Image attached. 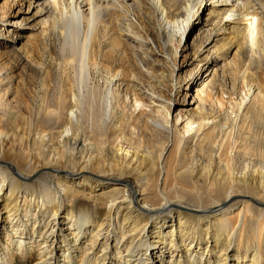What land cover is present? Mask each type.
Returning a JSON list of instances; mask_svg holds the SVG:
<instances>
[{
	"label": "bare ground",
	"instance_id": "1",
	"mask_svg": "<svg viewBox=\"0 0 264 264\" xmlns=\"http://www.w3.org/2000/svg\"><path fill=\"white\" fill-rule=\"evenodd\" d=\"M60 1L28 0L34 16L46 15L43 33L59 43L57 50H35V65L16 52L38 79L27 75V88L10 98L13 87L0 68V264H16V255L34 264H264V78L238 70L241 97L228 106L217 99V115L202 114L200 106L180 114L184 131L172 137L132 115L151 99L167 108L163 88L171 94L178 85L150 65L149 93H133L130 115L115 104L105 121L106 94L94 74L107 85L132 72L115 54L118 38L100 49L98 24L117 0H65L63 8ZM148 1L159 27L155 39L173 47L165 48L172 75L180 39L208 0H178L175 14L165 0ZM224 5L210 13L220 18L232 10ZM121 9L127 18L129 9ZM117 22L110 29L144 47L138 26ZM260 28L237 20L219 30L231 31V44L250 36L253 45ZM197 30L201 42L210 39L212 31ZM184 74L188 83L194 68ZM126 178L136 180L148 209L138 208Z\"/></svg>",
	"mask_w": 264,
	"mask_h": 264
},
{
	"label": "rangeland",
	"instance_id": "2",
	"mask_svg": "<svg viewBox=\"0 0 264 264\" xmlns=\"http://www.w3.org/2000/svg\"><path fill=\"white\" fill-rule=\"evenodd\" d=\"M64 1L65 0L62 1V4L60 1L62 5L61 8L64 6ZM165 1L169 6H173L171 10L172 13L175 14L176 9L179 7L178 0ZM260 1L208 0L207 3L206 0H203L202 4L206 2V5L198 6L199 10L194 16L197 20H195L190 27L185 29L180 39V46L177 48V63L171 75L168 65H172V62L170 58L167 57L165 48L167 47L171 53V48L173 47L169 43H167L166 46V41L163 43L155 39L157 32H159V27L157 25V17L154 16L149 1L117 0L116 6L111 8L112 11L110 10L111 13L113 12L115 14L111 15L110 13V17H108L109 15L107 14L109 12L106 11L105 13L107 14L104 13L101 16L103 22L98 24V38L102 42L100 49L101 51L108 50L112 46L110 40L118 38L122 45L116 47L115 54L117 57L119 55V57L123 58L122 62L124 66L130 67L132 72L129 73L128 78L117 80L107 85L105 84L103 75L101 76L98 72L94 74L96 84L101 86V89L105 91L106 94L105 121L109 119V114L116 108L115 104L120 106L122 113L130 115L133 112V93L138 92L142 95L149 93L147 87H149L151 83L150 65H154L157 72L163 71V74L168 79H171V82H178L176 89L171 88V94H168L166 89L163 88L166 95L170 96V101L167 102L168 109L163 107L160 102L151 99L148 106H145L146 108L143 107L144 110L142 114L138 112L139 109H136L135 112L132 113V115H137L141 121H147L152 131L159 132V130H165L170 132V136L172 137L174 134L180 136L181 132L184 131L183 124H180V119L176 121V118L189 109H195L197 106H200V109L204 110L202 114H208V116L223 113V109L218 107L217 99L223 100L224 106H228L229 101L227 100L232 101L237 97L240 98V95L243 94V89H246L240 77L237 75L238 70L247 69L249 71L247 72L256 78H264V0ZM224 3L225 7L231 8L233 11L227 12L220 18L210 13V11L214 9L212 6L219 7ZM121 5L129 9L127 18L124 17L125 12L121 9ZM89 8L90 7L87 5L82 6L83 16L90 11ZM34 10H36L35 5H30L28 0H0V68L2 73H8L9 80L11 81L13 93L9 96L10 98L19 95L21 88H27L26 85H24L28 78L27 75L32 76L33 74L32 77L29 76L32 81L38 79V77L35 78L36 76L34 73L28 74L25 64L19 61L16 52H20L26 61L28 60V63L30 62L29 64L35 65L37 59L34 58L35 55L33 54L35 50L37 51L43 46H51L54 50H57L59 47L58 40L55 36L51 37L49 40L47 38L48 34L45 35V33H43L44 25L42 21H44L46 15L34 16ZM94 11H97V8H95ZM253 12L255 13V17L250 14ZM3 15L4 20H1ZM181 15H183V17L185 16L183 12L179 17H181ZM108 18L112 19V23ZM22 19L23 23L17 27H12L8 24L9 21H20ZM116 19L117 21L120 19L126 29L130 27L128 23H134L138 26L146 37L144 47L136 48L137 46L135 45H138V43L121 33L119 29H115V31L110 29V25L112 26L117 22ZM237 20L241 21L242 27L244 28H254L258 22L260 23L262 28L258 30L254 29V35H252L255 38V44H251V40L249 39L250 34H248L249 37H247L246 44L244 40H239L238 46L233 41L231 44V40L229 42L227 38L230 36L231 31L229 32V29L223 31L219 30V27L225 22ZM81 26L87 27L85 19L82 20ZM198 27H201L202 30L205 31H212L208 41L201 42L200 37H197ZM152 41H155V44ZM227 41V45L230 44L231 46L227 47V45H225L223 47L222 45L227 43ZM104 44L110 45L105 47ZM158 46L160 47V51ZM9 48H13L14 52H7ZM198 49H200L199 52H197ZM206 54H208V56L205 59ZM117 57L115 58V62L118 63L119 60ZM154 59L158 61H154ZM199 62L200 64H198ZM166 63L168 64L167 67ZM193 68L194 75L191 76L192 80L186 83V81H184V72H189L190 69ZM56 75L57 72L54 69L53 77H56ZM195 77L196 79L193 82V78ZM94 79L93 81L91 79L88 80L89 87L91 88L94 84ZM157 110L159 112H157ZM162 111L166 113L168 122H166L163 114H161ZM15 125L22 128L25 124L23 120L19 118L15 121ZM171 125L176 129L174 130L173 127L171 128ZM32 180H34V178H32ZM126 180L130 184L131 189L133 188L132 191L134 194L138 196L139 189L136 180L133 178H126ZM52 187H56L58 190L61 189L59 186L57 187L56 182L52 183ZM137 199L138 208L148 209V207H144L140 203V196H138ZM16 260V264H34L33 260L29 261L20 255H16Z\"/></svg>",
	"mask_w": 264,
	"mask_h": 264
}]
</instances>
